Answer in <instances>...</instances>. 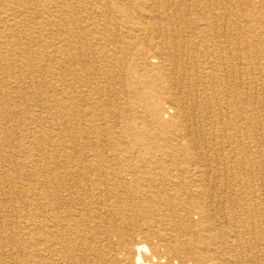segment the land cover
I'll return each instance as SVG.
<instances>
[{
	"label": "rangeland",
	"instance_id": "rangeland-1",
	"mask_svg": "<svg viewBox=\"0 0 264 264\" xmlns=\"http://www.w3.org/2000/svg\"><path fill=\"white\" fill-rule=\"evenodd\" d=\"M68 1L70 0H11L9 3V0H0V17L9 18L6 28L0 23V28L5 30L0 33V65L9 67V74L15 76L8 77V85L0 84V235L3 240L13 236V239L7 240L1 246L0 252L4 257L1 259L2 264H36V187L40 181L49 179L54 163L74 158H95L98 155L103 159H112L115 156L124 158L122 156L128 147V154L133 160H165L162 159V154L166 151V143L157 129V118L148 112V103L157 93L159 85L151 70L158 61L151 58L152 54H148L150 58L144 57L141 60L135 54L146 44L158 41L150 31H142V27L151 26L158 18L156 13L146 10L145 6H138L139 0ZM176 8L179 12L177 15L182 17L185 31L189 30L192 21L196 22L195 25L203 27L209 20L216 21V17L222 16L223 13L228 15L225 18L231 30L228 29L229 39L226 40L233 42V49L228 54V62L225 65L228 64L227 71L232 77L241 74L244 84V88L233 86L237 96H244L240 102L235 104V101H231L224 103L223 107H217L228 115V118L227 123L216 124V132H213L214 126L212 129L203 126L201 122L193 123L194 120L189 119L188 125H191L189 128L192 135L183 140L170 138V141L179 147L187 141L197 145L196 150L185 153V157L188 156L186 162L195 161L201 152H204L208 156V162H211L216 153L217 157L220 154L226 155L223 166L230 162L232 166V172H229L224 187L226 194H230L229 201L232 200L233 203L231 205L229 202H222L213 214L215 220L217 219L216 224L219 227V224L226 226L230 236L223 241L215 238L208 249L199 241L198 248L204 255L199 264L220 262L213 251L220 252L223 248L230 250L229 264H236L237 261V264H264V210L260 209L264 204V171H261L264 170V0H177ZM210 33L213 34V30ZM243 37L247 42H243ZM87 45L89 48L103 46L113 54L118 50V55L122 57L129 53L118 72L119 77L129 80L125 81V87H122L123 84L115 85L110 94L103 96L100 105L102 108L106 107V110L98 111L102 118L98 117L97 120L92 114L85 117V112L90 110H87L88 96L91 100V97L97 94L89 91L90 88L84 84V79L90 76L89 81L94 80L91 73L100 65L96 59L98 54L84 52ZM246 45L247 48L250 47L248 57H241L239 54L244 51ZM257 47L262 49L258 50L259 52L253 51ZM12 48L16 51L14 55L9 53ZM144 61H149L151 67L144 68ZM129 64V68L135 66L131 75L126 70ZM108 69H112L111 65ZM4 70L3 76L8 72ZM219 74L220 71L214 73L216 78ZM2 75L0 74V77ZM214 82L218 83L217 80ZM213 93L219 97L218 92ZM161 108L162 115L171 114L173 111L166 99L162 101ZM87 118H92L90 121L104 130L105 136L100 139L95 135V131L85 130L83 134L81 130L87 126ZM71 128L78 129L80 133H73ZM84 136L85 139L88 137L86 145L83 142ZM168 136L171 137L170 134ZM139 139H146L144 142H151L159 147L152 150L147 148V145H142ZM72 140H75L76 148ZM100 145L103 147L99 151ZM85 155L89 156L84 157ZM210 170L214 176L218 175L212 167ZM225 179L226 177H222L221 182ZM236 180L240 182L237 181V184ZM233 186L234 190H231ZM143 202L141 200L136 204ZM231 206L234 210L230 209ZM135 213L139 225L130 232L132 236L142 230L153 232L158 228V222H155L154 218L160 217L159 212L155 215L148 212L154 215L153 217L141 210ZM119 225L116 226V232L122 238H127L124 229L128 224ZM233 232L238 236L233 235ZM135 241H142L147 245L148 252L145 257L151 259V240L136 236ZM218 255L222 258L221 253ZM120 260L123 264H133L134 259L127 251Z\"/></svg>",
	"mask_w": 264,
	"mask_h": 264
},
{
	"label": "bare ground",
	"instance_id": "bare-ground-1",
	"mask_svg": "<svg viewBox=\"0 0 264 264\" xmlns=\"http://www.w3.org/2000/svg\"><path fill=\"white\" fill-rule=\"evenodd\" d=\"M10 2L11 0H9ZM2 3L3 1L1 5H3ZM138 6H145L146 10L156 13L158 17L151 26L142 27V31H150L152 35L156 36L155 38L158 41H154L155 43L150 45L146 44L143 49L138 50L135 54L139 60L144 57L150 58L148 54H152L151 58L158 61V64L151 70H153L152 75L159 85H157V93L151 97V101L148 103V112L157 118V129L161 139L166 143V151L162 154V159L165 158V160H133L128 154V147L127 150L125 149L126 153L122 156L124 158H116L115 156L112 159H103L96 154L98 157L95 158H74L54 163L53 166L50 163L52 167L50 174L48 172L49 179L40 181L36 187V264H123L120 258L124 257L127 251L131 253L134 259L133 264H173L174 262L179 264H199L204 257L203 251L198 248L199 241H202L206 249H208L212 246L211 244H213L215 238L217 239L218 237L223 241L230 236L226 226L219 224L221 226L219 227L216 224L217 219L215 220L213 214L216 209H219L222 202H229L231 205L233 203L232 200L229 201L230 194H228L229 196L226 194V188L224 187L229 172L232 170L231 162L223 166L222 162L225 160L224 157L226 155L220 154L217 157L216 153L215 158L208 162V156L204 152L199 153V157L195 158V161L189 160V162H186L185 159L188 156L185 157V153L190 150H196L197 145H192L191 142L187 141L183 146L179 147L172 143L170 139L174 137V139L183 140L192 135L189 128L191 125H188L190 124L188 122L189 119H193V123L201 122L203 126L211 128L214 126L213 132H216V124H225L228 118V115H225L217 107H223L224 103L231 101H235V104H237L244 97L237 96L234 89L238 87L244 88L242 75L232 77V74L227 71L228 64L227 66L225 65L228 62V54L233 49L231 47L233 42L226 40L229 39L227 36L228 29L231 30V28H228L225 18L228 15L225 16L226 13H223L222 16L215 18L216 21L209 20L208 23L203 24V27L198 24L195 25L196 22L192 21L189 30L185 31L183 30L185 27L182 26V17L177 15L179 13L176 8L177 0H155L154 2L139 0ZM8 19L0 17V23L3 28L7 27ZM108 23L110 24V22ZM3 28H0L1 34L5 31ZM211 30H213V34L210 33ZM104 33L106 34V32ZM243 39V42H245L246 38L243 37ZM146 46H153V48ZM102 48L103 46L89 48L87 45L84 51L87 54H98V57H96L97 63L101 65L97 66L91 73L94 80L89 81L90 76H86L84 79V84L88 86L87 88H90L89 91L97 94L91 97V100L88 96L89 106L87 110L89 108L90 110L88 113L85 112V117L88 114H92L95 120L98 117L102 118V116H99L98 111L106 110L104 103L103 106L105 108L100 105L103 101V96L110 94L115 85L123 84L122 87H125L127 83L125 81L129 80L118 76L124 58L129 53L122 57L118 55L120 53L118 50L113 54V52L105 50L106 48ZM243 49L244 51L239 55L248 57L250 47L248 46L247 48L246 45ZM261 49V47H257L253 51ZM0 53H2L1 50ZM9 53L14 55L16 51L12 48ZM143 64L146 65L143 66L144 68L151 67L149 61H144ZM109 65H111V70L108 69ZM129 66L130 64L126 70L131 75L135 66L131 68ZM4 69L8 72L3 76ZM9 70L10 68L6 65H0V74L2 75L0 84L4 86L8 85V77H15L9 74ZM217 71L221 72L218 78L214 75ZM214 80H217L218 83L214 82ZM121 91L123 93L124 89ZM213 91L218 92L219 97L215 96ZM235 98L237 100H231ZM165 99L173 109L172 113L170 112L171 114L168 115L161 114L162 101ZM91 119L87 120V126L81 132L83 133L84 130L85 132L95 131V135L101 139L105 136L104 130L96 127L95 122L92 123L90 121ZM230 120L229 118L228 121ZM72 130L73 133H80L78 129L73 128ZM210 135L212 136V133ZM86 139L84 136L83 142L85 145ZM200 139L202 138L200 137ZM139 140L140 143H143L142 145H147V148L152 150L158 146L151 142H144L146 139ZM72 144L76 148L75 140H72ZM221 144H223V141ZM102 147L103 145L99 146V151ZM193 154L196 155L195 152ZM88 156L85 155L84 157ZM211 167L218 172V175L214 176L210 170ZM222 177H226L223 183L221 182ZM237 181L239 180H236L238 184ZM228 185L230 186L229 182ZM231 190H234V186ZM238 193L240 192L238 191ZM242 193L244 192L242 191ZM141 200L144 202L136 204ZM230 209L234 210L232 206ZM260 209L264 210V204H262ZM139 210L145 212L146 215L151 213L155 215L156 212L160 213L159 218H154L155 222H158V228L155 231L142 230L136 234L137 237L151 240V259L145 257V253L148 252L147 245L142 241L136 242V236H132L130 233L137 224L139 225L137 214L135 213L139 212ZM224 212L222 211V213ZM153 216L151 214V217ZM125 224H128V226L125 227L124 233L128 237L122 238L116 232V226ZM214 232L215 234H213ZM235 234L233 232V235ZM28 235L30 234L28 233ZM12 237L10 236L3 240L1 236L0 249ZM237 240L239 241V239ZM213 253H216L217 255L215 256H218L220 260L216 264H229L230 250L227 251L223 248L222 251H213ZM219 253L222 254V258L218 255ZM2 258H4L3 253L0 252V264L3 263Z\"/></svg>",
	"mask_w": 264,
	"mask_h": 264
}]
</instances>
